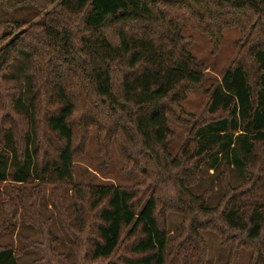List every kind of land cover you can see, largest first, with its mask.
<instances>
[{"label": "trees", "instance_id": "1", "mask_svg": "<svg viewBox=\"0 0 264 264\" xmlns=\"http://www.w3.org/2000/svg\"><path fill=\"white\" fill-rule=\"evenodd\" d=\"M55 3L40 22L0 20V234L22 216L42 235L22 249L0 246V264H19L28 248L42 252L39 264H68L40 209L48 185L60 209L59 193L73 188L74 264H206L202 229L231 245L225 264H240L241 249L249 264H264V0H47ZM231 26L245 39L240 57L213 89L207 115H187L180 102L205 74L183 30L201 29L216 44ZM21 52L31 72L24 87L5 88ZM171 119L193 125L196 139L177 158L167 151ZM93 127L105 154L114 140L133 169H146L138 188L74 184V158ZM220 154L246 180L228 183L211 208L206 193L191 191L196 178L184 159L214 164ZM165 203L185 220L174 244L160 220ZM125 234L128 253L115 258Z\"/></svg>", "mask_w": 264, "mask_h": 264}, {"label": "rangeland", "instance_id": "2", "mask_svg": "<svg viewBox=\"0 0 264 264\" xmlns=\"http://www.w3.org/2000/svg\"><path fill=\"white\" fill-rule=\"evenodd\" d=\"M56 5L48 6L47 0H0V20L23 21L30 25L44 19L45 13ZM183 36L190 39V52L196 57L198 63L204 67L205 81L200 87L186 89L185 98L180 104L187 115L198 118L208 113V104L213 89L221 82L223 75L233 66L240 57L244 36L238 26L225 27L222 29L219 40L213 43L211 36L198 28L188 27L183 30ZM31 72V55L21 52L13 61L9 71L2 77V85L5 88L24 87L25 77ZM173 138L168 146V154L177 158L180 153L187 155L190 148L196 146L193 133V125L169 121ZM221 160L212 163L209 160L200 161L195 165L194 160L187 157L184 159V168L191 169L194 174V185L190 187L196 195H207V206L213 208L219 204L226 193L228 183L232 187H238L246 180L245 172L235 169L227 159L220 154ZM74 184L85 186L114 184L118 186L138 188L137 185L144 181L145 168L133 169L123 158L118 145L113 140L105 154L100 145V135L96 128H89L86 140L80 145L74 158ZM33 184L26 186L29 190ZM152 193L149 192L148 195ZM61 209L56 207L53 200V188L46 186L42 192L40 209L46 220H50L53 233L58 238L56 249L67 258L68 264H74V244L67 231V223L74 222V197L72 186H66L60 193ZM168 201V200H166ZM81 208H87L85 201L79 200ZM65 210L64 218L60 210ZM163 213L160 220L170 236L171 244L176 243L181 235V225L184 223L183 214L174 208H168L166 203L162 207ZM165 212V213H164ZM165 214V215H164ZM96 218L91 213L86 216L88 229L87 236H91V230ZM16 228L7 233L0 234V246L12 245L16 249L27 246L26 238L32 241H41L40 231L27 224L23 217L14 221ZM126 233V232H125ZM200 233L207 244L208 257L206 264H225L228 261L231 245H223L220 236L209 229H202ZM133 240L127 234L123 237V243L116 252L115 258L128 253V245ZM172 250V246L169 248ZM42 252L36 249H25L18 257L19 264H39ZM251 252L247 249L240 251V264H249ZM113 259V258H112ZM109 261V260H108Z\"/></svg>", "mask_w": 264, "mask_h": 264}]
</instances>
